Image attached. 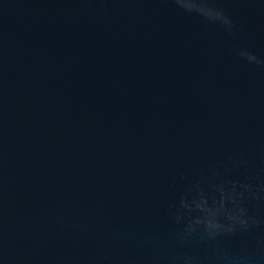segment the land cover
Segmentation results:
<instances>
[{"label":"water","instance_id":"1","mask_svg":"<svg viewBox=\"0 0 264 264\" xmlns=\"http://www.w3.org/2000/svg\"><path fill=\"white\" fill-rule=\"evenodd\" d=\"M0 264H264V0H0Z\"/></svg>","mask_w":264,"mask_h":264}]
</instances>
